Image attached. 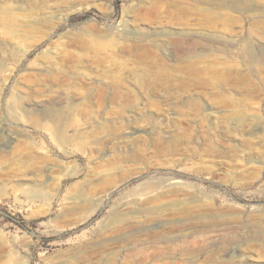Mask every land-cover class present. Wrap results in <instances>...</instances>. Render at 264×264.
I'll use <instances>...</instances> for the list:
<instances>
[{"label": "rangeland", "instance_id": "1", "mask_svg": "<svg viewBox=\"0 0 264 264\" xmlns=\"http://www.w3.org/2000/svg\"><path fill=\"white\" fill-rule=\"evenodd\" d=\"M0 264H264V0H0Z\"/></svg>", "mask_w": 264, "mask_h": 264}]
</instances>
